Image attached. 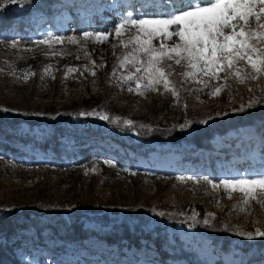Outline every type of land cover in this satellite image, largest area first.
<instances>
[{"label": "rangeland", "instance_id": "1", "mask_svg": "<svg viewBox=\"0 0 264 264\" xmlns=\"http://www.w3.org/2000/svg\"><path fill=\"white\" fill-rule=\"evenodd\" d=\"M40 1L29 0L30 13L24 19L14 13L24 10L17 4L6 6L15 14L13 19L0 18V113L43 121L34 126L20 123V141L8 125L0 128L12 135L0 137L6 144L0 146V211L27 213L28 224L0 237L14 257L12 263L264 264L263 248L256 255L252 248L218 256L201 227L208 219L206 227L220 226L240 244L264 240L236 235L237 230L264 232V191L257 188L256 199H250L238 191L225 192L220 185L223 180L264 176V131L229 130L214 136L208 149H197L183 141L173 147H138L132 127L181 129L184 124L182 130L192 132L264 96V77L242 84L222 73L227 87L218 96L188 91L199 86L179 82L178 100L162 88L138 96L120 83L127 67L120 68L118 58L127 50L119 45L114 25L121 17L150 11L142 7L145 0H51L42 6ZM84 32L108 33L110 42L98 43ZM50 36L64 39L50 46L35 43ZM68 37H75V43ZM239 67L248 70L244 62ZM27 71L34 74L24 79ZM93 110L110 119L78 115ZM112 118L118 119L112 123ZM125 119L133 121L131 128ZM56 121L61 127H81L89 135L79 141L61 135L56 149L41 147L46 136L47 145H53L48 122ZM26 135L34 140H24ZM213 184L220 187L214 190ZM159 211L166 215H155ZM47 213L60 214L68 222L70 213L86 234L59 240L48 227L52 223L44 219ZM193 215L201 225L198 231L189 219ZM176 219L185 226L173 224Z\"/></svg>", "mask_w": 264, "mask_h": 264}, {"label": "snow or ice", "instance_id": "2", "mask_svg": "<svg viewBox=\"0 0 264 264\" xmlns=\"http://www.w3.org/2000/svg\"><path fill=\"white\" fill-rule=\"evenodd\" d=\"M27 2L0 0V10L8 4L23 5ZM142 7L150 11L135 18L130 14L121 17L114 25L119 45L127 50L118 58V64L122 69L127 67L126 74L121 75L119 80L129 92L144 96L149 91L160 92L162 88L178 100L179 89L176 85L179 82L181 85L199 86L188 91L218 96L227 87L222 73L224 76L234 75L242 84L247 83L249 78L257 80L264 77V0H160L158 5L154 0H145ZM126 33H131L127 40L124 39ZM83 36L94 37L98 43L110 42L108 33L84 32ZM63 39L50 36L35 43L50 46ZM67 39L71 43L76 41L75 37ZM12 46L15 47V44ZM240 62L245 63L247 71L239 67ZM176 68L180 71L176 72ZM45 72L50 74L49 66L45 67ZM33 74L27 71L24 79ZM90 74L95 75L94 72ZM113 75H116L115 68ZM174 76H178L179 81L172 79ZM257 103H264V97L252 99L236 111H244L245 107L252 108ZM78 115L110 119L108 115L95 110ZM116 119L112 118L110 122L115 123ZM123 123L129 128L133 125V121L127 119ZM200 123L206 121L201 120ZM185 126L182 124L179 127L184 129ZM220 185L225 192L238 191L250 199H256L253 195L255 190L259 188L264 191V176L259 179L223 180ZM220 185L212 186L215 190ZM244 203L247 204L248 200ZM155 215L163 217L166 213L159 211ZM189 219L199 223L195 215ZM203 224L209 225V220L205 219ZM236 235L253 239L264 237V232L259 229L255 233L237 230Z\"/></svg>", "mask_w": 264, "mask_h": 264}, {"label": "trees", "instance_id": "3", "mask_svg": "<svg viewBox=\"0 0 264 264\" xmlns=\"http://www.w3.org/2000/svg\"><path fill=\"white\" fill-rule=\"evenodd\" d=\"M51 0H41L40 4L41 6L46 2L49 3ZM55 1V0H53ZM29 0L27 3L21 5L17 4L24 10H15L14 13H20V18L24 19L26 17V14L28 15L30 13L29 8ZM47 6V5H46ZM45 6V7H46ZM41 9V8H40ZM39 8H36V10H40ZM49 10V9H48ZM23 12V13H22ZM36 12V11H35ZM11 10L8 8H4L0 10V18H7V19H13L15 14H11ZM1 28V25H0ZM264 97V96H262ZM261 98V97H260ZM258 99V98H257ZM247 105V104H246ZM244 105V106H246ZM241 107V106H240ZM239 107V108H240ZM238 108V109H239ZM5 115L3 113H0V128L3 125H8L10 129H12L14 133V138L16 140H21V137H17L16 131L19 127V124L22 122L28 123L30 126L39 125L43 121L40 119H24L17 116H8L9 118L4 117ZM52 128L53 133L51 135L52 144L51 146H48L50 139L46 136L44 138V144L41 147L49 148L53 147V150L57 148V145L60 143L58 140V136H70L71 141H79V139L85 138L89 135L88 130H84L81 127H61L60 122H48ZM121 127V126H119ZM118 127V128H119ZM134 131L139 137L138 147H152L154 144H164L167 143L171 147L175 146L177 143L182 142L185 145H195L197 149H208L210 147V140L213 139L214 136L224 134L229 130L237 131L238 129H250L257 131H264V103H257L252 108L245 107L244 111H235L233 114H230V116L226 118H219L212 122L209 125H203V126H197L195 127L192 132H189L188 130H182L179 128L174 127H160V126H145L141 127V125H133L132 126ZM124 129L129 130V128H126L124 126ZM3 138H12V135L4 134L0 130V137ZM34 140V138H29L27 135L24 137V140ZM81 143V142H80ZM6 144L0 143L1 147H5ZM11 151L12 148H11ZM68 214V213H67ZM27 218V213L22 214H16V213H4L0 211V237L6 236L8 232H12L15 228H25L28 227L27 223H25ZM69 222L62 218L60 214L56 215L54 213L49 214L47 213L46 219L47 221H50L52 224L48 225L49 229L51 230L52 234L56 236L59 240H63L64 238H68L70 240H75L81 235H85L86 232L81 230V224L77 225L72 218L71 214L69 213ZM23 224H20V223ZM108 221H104V224H108ZM181 224L183 226L184 222L180 219H176L173 221V224ZM194 226V224H193ZM201 226V225H200ZM199 223L195 224L194 229L196 231L199 230L198 227ZM202 230L205 234H208L212 241L213 245L215 247V251L218 253V256L221 254H229L233 249L245 253L247 250L251 251L253 250V254L257 250L264 249V240L260 239L258 242L249 243V241L242 240V244L235 242V239L231 240L228 234L225 232L224 229H222L220 226H201ZM101 235V234H100ZM126 240L131 242L132 236L129 233H126ZM84 237V236H83ZM161 237V236H160ZM165 237V236H162ZM241 241V240H240ZM132 244V243H130ZM232 247V248H231ZM9 250L6 246H3L0 243V264H18V262H14V257H12L9 254ZM222 261H220L218 264H221Z\"/></svg>", "mask_w": 264, "mask_h": 264}]
</instances>
